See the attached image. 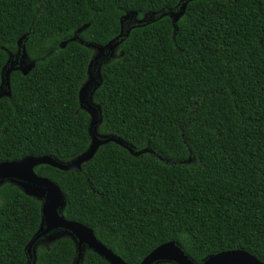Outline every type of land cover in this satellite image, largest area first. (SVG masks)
I'll use <instances>...</instances> for the list:
<instances>
[{
	"label": "trees",
	"instance_id": "16d2710c",
	"mask_svg": "<svg viewBox=\"0 0 264 264\" xmlns=\"http://www.w3.org/2000/svg\"><path fill=\"white\" fill-rule=\"evenodd\" d=\"M182 3L0 0V87L19 47L35 63L11 71V94L0 96V162H67L89 149L79 93L91 44L118 38L120 55L92 68L102 77L97 132L151 151L111 141L81 169L36 166L62 188L60 213L128 264L169 241L196 262L232 249L264 262V0H187L174 22ZM41 223V200L0 184V264H76L71 235L28 251ZM79 264L111 263L86 247Z\"/></svg>",
	"mask_w": 264,
	"mask_h": 264
},
{
	"label": "water",
	"instance_id": "95a60500",
	"mask_svg": "<svg viewBox=\"0 0 264 264\" xmlns=\"http://www.w3.org/2000/svg\"><path fill=\"white\" fill-rule=\"evenodd\" d=\"M186 4L187 3L183 5L180 13H178L176 16L173 11L170 12L174 22H177L178 19L183 15ZM126 17H128V15ZM117 39L118 38L112 40L106 46H96L91 44L96 49L100 50L102 54L99 57H94L90 63L88 70L89 78L82 86L79 93L81 106L85 108L92 116L89 126V133L92 137V143L89 149L75 159L67 162L61 161L58 158L49 155H43L39 157L28 156L22 160L0 162V184L5 181L13 182L19 185L29 195H31V192L33 191H41L44 193V200L38 198L42 201L41 227L29 245V252H31L32 247L42 237L50 234L54 230L65 229L69 232V235L75 238L77 243L78 258L76 264H79L83 258L86 247H89L90 249L97 252L111 264H128L122 257L117 255L112 249H110L97 238L93 228L79 221L65 218L60 213V208L65 203V195L62 188L50 178L40 176L35 171V167L41 164H48L65 171L81 169L82 164L92 159L101 145L111 141L122 145L134 155H140L143 152L151 151L149 148L136 151L129 143L121 138L110 135L105 136L97 132V126L101 122L102 117L100 106L94 102L92 96L95 89L101 84L102 77L100 67L98 70H96V72L92 71V68L96 65H99L102 58L111 56L112 51L119 44ZM12 55L13 54L10 55L7 65L4 67L2 84L0 87V96L11 94V71L20 70L24 74H27L35 66L34 62L32 65L26 67H22L24 62H21L22 65L20 66H15L12 64L13 62L10 63ZM24 55H27L25 47ZM5 86L7 89H4ZM162 261L175 262L177 264H264L263 261L259 260L256 256L244 249L222 251L220 253L211 255L205 261L196 262L190 258L175 241H169L159 245L153 251H151L140 264H158Z\"/></svg>",
	"mask_w": 264,
	"mask_h": 264
},
{
	"label": "rangeland",
	"instance_id": "374dc122",
	"mask_svg": "<svg viewBox=\"0 0 264 264\" xmlns=\"http://www.w3.org/2000/svg\"><path fill=\"white\" fill-rule=\"evenodd\" d=\"M186 2H187V0H183L182 6H181L179 11H173L175 13V16L178 13H180L183 5ZM135 18L136 17H135L134 14H130L125 19H127V21H129V20L131 21V20H136L137 19V18L136 19ZM150 18H154V16H152ZM101 54H102V52L97 49L95 57H99ZM119 55H120V53H119L117 47H115L114 50L112 51V54H111L109 59L115 58V57H117ZM11 62H13L12 64H14L15 66H20V65H22L21 62H24L22 67L30 66V65L33 64V60L29 59V57L27 55H24V46L22 48L19 47L18 51L15 54L12 55L10 63ZM9 65H11V64H9ZM31 195H33V196H35V197H37V198H39L41 200H44V193L41 192V191H33V192H31ZM63 235H69V232L67 230H65V229H57V230H54L53 232H51L50 234L42 237L40 239L39 243L44 244V245H48L51 241H53L54 239H56V238H58L60 236H63ZM35 247L33 248L34 255H35ZM32 264H37L35 262V258H34Z\"/></svg>",
	"mask_w": 264,
	"mask_h": 264
}]
</instances>
